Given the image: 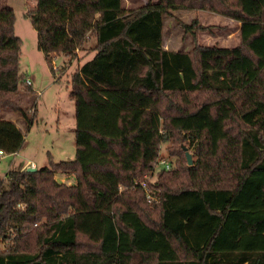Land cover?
<instances>
[{
    "label": "trees",
    "instance_id": "1",
    "mask_svg": "<svg viewBox=\"0 0 264 264\" xmlns=\"http://www.w3.org/2000/svg\"><path fill=\"white\" fill-rule=\"evenodd\" d=\"M206 10L240 24L235 47L176 20L189 50L163 48L165 18ZM25 17L53 72L94 40L71 76L75 156L0 176V264H264V0H36ZM15 14L0 0V149L18 154L36 119ZM67 64V65H68ZM31 95V96H30ZM179 138L188 165L153 171ZM57 174L74 176L68 185Z\"/></svg>",
    "mask_w": 264,
    "mask_h": 264
},
{
    "label": "rangeland",
    "instance_id": "2",
    "mask_svg": "<svg viewBox=\"0 0 264 264\" xmlns=\"http://www.w3.org/2000/svg\"><path fill=\"white\" fill-rule=\"evenodd\" d=\"M11 7L15 14L14 32L22 40L20 70L32 80L36 119L30 129L27 128L20 116L11 112H4L3 119L13 122L25 135V142L17 155H9L0 163V174H5L10 168L23 170L26 163H32L35 169L49 167L50 162L58 163L73 160L75 156V106L70 96L71 76L81 66L78 61L67 63V59L58 55L55 57L51 71L42 53L37 49L36 32L25 17L28 7L35 5L36 0H2ZM153 0H122L126 11L145 6ZM173 18L164 19L165 42L169 50H189L190 40L175 21L178 19L190 23L197 18L203 26L210 27L201 33V43L208 46L235 47L239 44L240 24L230 18L206 10H178L173 12ZM199 41V40H198ZM94 46L91 40L86 43L82 51ZM68 64V65H67ZM31 96V95H30ZM183 147L191 155L190 145L179 138L164 142L160 145L159 156L153 164V171L146 174L143 180L155 183L158 174L163 171L159 165L165 160L170 165L169 172L176 171L183 165ZM182 150V149H181ZM13 165L10 167V163ZM57 178H61L59 174ZM65 177L68 180L67 175ZM71 182V181H70ZM75 183V177L72 176ZM0 237V245H3Z\"/></svg>",
    "mask_w": 264,
    "mask_h": 264
},
{
    "label": "crops",
    "instance_id": "3",
    "mask_svg": "<svg viewBox=\"0 0 264 264\" xmlns=\"http://www.w3.org/2000/svg\"><path fill=\"white\" fill-rule=\"evenodd\" d=\"M156 1H157V0H153L152 3H155ZM163 29H164V28H163ZM187 39L190 40V37L187 36ZM198 40H199L200 45L208 46L207 44H203V43H201V33L198 34ZM91 42H93L94 45H95L94 40H91ZM93 47H94V46H93ZM93 47H91L89 50H86V51H82V50H79V51H78L77 58H78V63H80L79 65H81V64L83 65L85 62H87V61H89L90 59L93 58V56L95 55V51L92 50ZM163 48L169 50V48H168V46H167V43L165 42L164 30H163ZM183 51H184V50H183ZM28 80L30 81V83H31L30 86L32 87L33 83H32L31 78L28 77ZM32 89H33V88H32ZM18 153H19V152H18ZM12 165H13V162L10 163V167H11ZM10 169H11V168H10ZM4 175H5V174H0V176H2V177H3ZM59 176L61 177L60 179L57 178V176H56V179H57L58 182H60V183H66V184H68V185H73V184H74V182H72V176H68V177H70V178H69V183H68V180H67V178L65 177V175H63V174H59ZM70 181H71V182H70Z\"/></svg>",
    "mask_w": 264,
    "mask_h": 264
},
{
    "label": "built area",
    "instance_id": "4",
    "mask_svg": "<svg viewBox=\"0 0 264 264\" xmlns=\"http://www.w3.org/2000/svg\"><path fill=\"white\" fill-rule=\"evenodd\" d=\"M26 84L31 85V83L28 79L26 80ZM15 155H17V154H15ZM6 156L7 155L5 154V152L2 149H0V163H1L2 159ZM159 165H160L161 169H163V170H166V171L170 170V165L165 160H160ZM29 168H35V166L32 163H26L23 170H27Z\"/></svg>",
    "mask_w": 264,
    "mask_h": 264
},
{
    "label": "water",
    "instance_id": "5",
    "mask_svg": "<svg viewBox=\"0 0 264 264\" xmlns=\"http://www.w3.org/2000/svg\"><path fill=\"white\" fill-rule=\"evenodd\" d=\"M186 159H187L188 165H191L192 164V158L188 152H186ZM35 170H36L35 168L27 169V171H30V172L35 171Z\"/></svg>",
    "mask_w": 264,
    "mask_h": 264
}]
</instances>
